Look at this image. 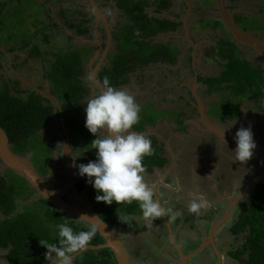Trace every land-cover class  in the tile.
I'll return each mask as SVG.
<instances>
[{"label":"crops","instance_id":"1","mask_svg":"<svg viewBox=\"0 0 264 264\" xmlns=\"http://www.w3.org/2000/svg\"><path fill=\"white\" fill-rule=\"evenodd\" d=\"M76 1L78 9L63 5L62 10L69 8L72 12H78L86 5H94L92 0ZM110 1L112 0H106L108 3ZM145 1L150 5L156 2ZM212 1L200 3L193 0L188 4L182 1V9L172 0L169 7L160 13L154 11V6H147L148 16L169 18L179 23L173 31L158 33L153 37L156 43H171L178 52L172 64L157 62L139 71L143 74L140 83L143 87L144 84L152 86L151 90L158 92H165L166 88H174L178 92H129V89L133 88L130 87L131 80L127 85L128 90L127 87L125 90L135 100L143 99L142 96L148 97L149 100H144L139 106L142 109L155 108L163 117L158 123L139 133L158 141L161 146L158 157L164 160L162 166H156L151 173H144V179L154 187L162 185L163 190L158 193L160 203L166 211L173 209L179 215L173 218L171 213L167 214L173 232L170 238L161 217L151 223L145 220L144 224L149 226L150 231L135 229L143 240L142 244L150 233L154 235L151 236L152 241L145 244L146 247L141 243H133L142 250L136 258L138 264H160L163 261H166L165 264H174L178 260L176 244L182 247L184 254H188L205 241L215 226L212 242L218 249L219 264H243V261L229 254L242 243L234 241L239 239V236H233L230 227L246 203L247 198L243 200L242 197L243 191L264 172V83L260 94L255 91L257 79L254 80L247 74L238 78H225L223 81L219 78L230 57L246 62L252 69H259L264 75V57L257 53L254 45L236 39L227 28L223 39L224 29H221L220 25L215 29V25L207 24L208 19L225 24L224 19L213 10ZM248 1L250 0L244 2L247 6ZM49 3L47 8L51 18L49 22L52 24L55 18L52 17L53 7ZM232 9L230 11L242 13L249 18L256 17L248 12L250 10L242 11L239 7ZM79 12L81 19L90 16L86 11ZM97 12L93 26L89 22L92 26L90 34L92 29L96 30L100 24L107 29V34L110 33L108 20L111 15H104L98 9ZM60 17L62 23L56 22L59 26H64L67 22L71 24L73 21L78 23L80 20L78 15L70 17L66 14ZM198 21L199 26L196 25ZM217 33L221 34L223 41L230 42L233 47L224 46L218 40L220 36L216 35ZM69 36L72 37L71 34ZM84 36L79 35L80 38ZM206 37L208 39H205ZM259 38L264 43V33L260 32ZM113 43L116 44L112 38ZM146 75H149L148 79H152L150 83ZM169 112H173V115ZM232 121L236 122L223 134L224 141L222 133ZM242 126L251 127L257 144L252 158L243 164L235 161L231 152L236 147L235 133ZM170 181L175 183L174 186L166 188L165 183ZM262 182L264 183V180ZM194 203L198 205L195 211L192 210ZM201 247L203 248V245Z\"/></svg>","mask_w":264,"mask_h":264},{"label":"trees","instance_id":"2","mask_svg":"<svg viewBox=\"0 0 264 264\" xmlns=\"http://www.w3.org/2000/svg\"><path fill=\"white\" fill-rule=\"evenodd\" d=\"M155 1L154 5H150L145 0H115L114 6L121 12L125 22L119 23L112 31V38L116 43L115 50L107 55L109 64L103 66L98 73L97 78L101 84L104 77L107 76L112 86L119 88L128 83L130 74L141 71L143 68H147L148 65L157 62L172 64L176 60L178 50L171 43H156L153 41V37L158 33L173 31L179 24L169 18L160 19L155 16H148V5L154 6V11L158 13L166 10L170 5V0ZM47 3H49V0L40 3L45 8L44 12L42 11L44 19L41 23L45 24L44 27L53 29L54 26L49 22L51 18ZM2 5L0 3V13L5 7H2ZM63 11L62 13H69L70 17L75 16L69 8ZM76 15L80 18L81 13ZM250 19H258L260 23H263L259 18H249L241 15V17H238L240 27L249 32L264 31V27L249 26L248 21ZM89 22H91L89 18H80L78 23L71 22V26L76 34L89 35L91 32ZM43 40L46 42L45 44L51 46L48 33H45ZM31 41H33L32 37L24 38L21 43L13 46L10 50L26 49ZM220 41L224 46L233 47L230 42ZM72 48L82 49L80 52L82 55L72 57V51H74ZM36 50L39 57L44 62L47 61L49 69L45 73V77L51 80L54 95L60 102L61 109L54 112L55 106H53V103L34 91L23 92L25 95L13 94L6 86H1L0 126L8 135L11 150L19 156L28 157L37 173L43 175L50 172V162L53 158V143L47 142L44 128L53 122L59 125L58 119L60 116L63 117L74 150L75 140L71 133L74 136L76 135V138L85 139L84 141L89 144L88 146H91L90 142L94 139V136L84 126L85 119H80L77 115L85 107L90 92L89 83L84 81L82 76L84 74V64L91 54V48L73 46L69 43L65 49H46L45 52H42L34 41L30 51L33 53ZM244 74L252 76L254 80L257 79L255 91L262 94L260 88L264 83V77H262L264 75L259 69H252L246 62H240L231 57L228 58V63L219 80L238 78ZM238 82L241 83V81ZM61 87L64 91L60 89ZM54 88L60 91H54ZM160 115L155 108H141L140 123L135 125L133 130L136 132L145 131L147 127L153 126L163 119ZM77 120L82 121V125H77ZM72 126L73 129H71ZM59 131H61L60 126ZM55 138H53V141ZM60 138L65 142L66 138L64 136ZM150 139L155 153L152 156H146L143 160L145 172L148 173L156 166L164 164V160L158 157L161 149L160 144L156 139ZM90 152L94 153V151ZM82 160L80 163H88V160L86 161L84 158ZM76 186L79 191L85 190L88 202L106 224L110 226L119 225L122 233L135 230L134 219L125 224L120 222L118 217L126 214L135 216L139 210V205L136 202L131 205H117L115 203L106 205L95 200L96 192L90 184L86 183V180L78 181ZM35 193V189L22 177L10 169H2L0 165V249L3 253L5 252L7 259L13 264H52V261L45 259L44 254L47 250L40 246L39 240H48L58 244V241H56L58 239L56 225L61 222H67L74 232L91 228V225L54 208L42 197H38L31 205H22V202H27ZM34 203H42L44 210L38 211L35 209L32 206ZM50 224L54 226L53 231L49 228ZM230 231L235 237L241 234L244 235L243 242L233 251L234 254H231V257L240 259L243 264H264L263 182H259L253 187L250 202L241 209ZM103 242V238L96 231V236L90 245L96 246ZM74 264L117 263L113 253L109 249L102 248L82 252L76 256Z\"/></svg>","mask_w":264,"mask_h":264},{"label":"clouds","instance_id":"3","mask_svg":"<svg viewBox=\"0 0 264 264\" xmlns=\"http://www.w3.org/2000/svg\"><path fill=\"white\" fill-rule=\"evenodd\" d=\"M84 111V126L95 137L91 141V149H96L95 159L78 165L75 164V159L73 166L77 168V175L85 178L86 183L96 192L95 200L106 205H131L136 202L143 217L150 223L169 213L173 218L179 215L173 209L166 211L154 198L153 188L145 182L143 160L146 156L154 155L155 149L150 138L131 131L141 119V108L135 98L126 90L113 87L106 76L101 90L87 100ZM235 122L228 123L224 128L223 140V134ZM234 140L236 147L231 151L234 160L246 163L257 147L251 127H240ZM65 149L71 155V149H67L66 145L63 151ZM197 207L195 203L192 204L193 211ZM118 218L120 222L128 224L134 216L126 214ZM56 229L58 244L39 240L40 246L47 250L45 259L52 261V264H74L76 256L86 251L96 236L95 227L74 232L67 222L57 224ZM0 264H6V261L3 259Z\"/></svg>","mask_w":264,"mask_h":264},{"label":"flooded vegetation","instance_id":"4","mask_svg":"<svg viewBox=\"0 0 264 264\" xmlns=\"http://www.w3.org/2000/svg\"><path fill=\"white\" fill-rule=\"evenodd\" d=\"M174 1H175V4L178 5L177 0H174ZM194 1L200 2L198 0H194ZM245 1L246 0H235V1L224 0V4H223L221 0H213L212 1V4H214L213 10L216 13H218V15L220 17H222L223 10L226 9L232 15V19H233L234 23L244 33V36H242L243 39H244L243 41L246 42L247 44H252L250 40H254V41L258 42L259 44L257 43L256 45L255 44H252V45H254V47L257 49L256 50L257 53L264 57V53H263L264 52L263 51L264 50V43L259 38L260 37V32L264 33V31H254V32L252 31V32H249V31L244 30L242 27H240V22L238 20V17H241V15L244 16V17H247V16L242 14V13H237L235 11H233V12L230 11L232 8L233 9L238 8L239 7V3H241V2L244 3ZM251 1H253V0H251ZM259 1H260V4H258V8H260V6L264 4V2H262V0H259ZM170 2L172 3V0H170ZM247 3H249V2H247ZM110 4H112V1H110L109 5ZM178 6L182 7V9H183L184 4L180 3ZM239 9H242V11H244L243 8H241V7H239ZM95 10H96V8H95ZM79 11L82 12V11H86V10L83 9V8H80L78 10V12ZM86 12L88 14H90V12H88V11H86ZM97 14H98V12H93V13L90 14L89 17H87V18H91V20L93 19L91 21V23H93L94 19L97 17ZM255 16H256V18H259L264 23V20H263V18L261 16H258V15H255ZM91 23H90V26H91ZM57 28H59V26H57ZM91 28H92V26H91ZM216 28H217V26L215 25V29ZM226 28H227V26H225V24H224V28H223L224 31H227ZM99 30L101 32L105 33V43L104 44H103V42L101 43L99 41L98 45L93 44V43H88V42L87 43H81L82 45H80V46H87V47L91 48V54H90V57H89L88 61L84 64V74L82 76L83 79L85 78L84 81H88L89 87H90V92H89V95L87 96L88 97L87 99H89L94 93H98L99 92V89L91 82V79H89V77H91L92 73L96 70V72H94V73H95V78L97 79L98 73L102 69V67L109 64V62L107 60V55L110 52H112L113 50H115V44L114 43L112 44V38H111L112 35H111V33H109L110 36H108L107 29L105 27L104 28H100ZM221 31H223V30H221ZM74 33H76L75 30H74ZM93 34H94V32H93ZM71 36L72 37L69 36L67 38L68 39H72L73 37L80 38L78 34H74V35L71 34ZM219 36H221V35L219 34ZM84 37L92 39V38H94L96 36L92 37V35L90 34V35H85ZM98 39H99V37H98ZM94 40H95V38H94ZM106 40H108L107 43H106ZM13 41H15V40H13ZM13 46L14 45H10V47L2 46L0 48V88H1V86H4V87L6 86L8 89H10V92L13 93V94L25 95L23 92H26V91L27 92L34 91L36 93H39L43 97H45L46 99L50 100L53 103V106H55V109H54V112H55L56 103L54 101H52L51 99H49L48 97H46L41 92V90L42 91L48 90L52 95H54L53 88H52V85L50 83V80L45 77V66L48 67L47 66V61L44 62L40 57L39 58L35 57V53L34 52L31 53L30 48L32 46V43H30L28 48L23 49V50L22 49L21 50L20 49L10 50ZM37 58H38L39 62L36 61ZM97 58H98V60H97ZM17 59H19L21 61H18ZM16 60L18 62H16ZM138 72L139 71H136L135 74L138 73ZM35 73L38 75V77H39L38 79L34 76ZM130 78H131V74L129 76L128 83L123 84L122 86L119 87V89L125 90V87L128 84H130V80H131ZM172 89L173 90H171V91H173V94H175V93L177 94L178 91L176 89H174V88H172ZM80 113H82V112L80 111ZM77 115L79 116V113ZM58 122H59V125L57 123L53 122L52 124H50L49 126L44 128V131L46 133L48 131H49L48 132L49 134L51 133L49 138H47V135H46V140H47L48 143H53L52 144V148H53L52 149V156H53V158H52V161L50 162V168H51L50 172H48L46 174H43L41 176L45 179V181L49 184V186L56 193H58L63 199H65L67 201H72V192L70 190V185H69V181H68L69 169H68L67 161H66L65 154H64V151H63V148L66 145V139H65V142H63V140H61V138H60L61 136H64V134L62 132L61 124H60V118L58 119ZM64 125H65V123H64ZM55 126L57 127L56 131L55 132H51V130L54 129ZM59 126H60V130L61 131H59ZM65 128H66V126H65ZM131 131L136 132L135 130H133V128L131 129ZM66 132H67V130H66ZM138 133H142V132H138ZM100 134L102 135L103 133H100ZM54 137H56V138L53 141ZM51 140L53 142H50ZM74 151L76 152V150H74L73 145H72V149L70 150V154L72 156H73V152ZM92 151H94V153H96V149H93ZM71 155H70V157H71V160H72V163H73L74 159H72ZM73 157L76 158L75 162L77 160H79V164H80V161L85 156H81V159H80L79 155L78 156L76 155V156H73ZM54 158L61 159V162L64 163V164L60 163L62 165V167L66 166L67 171H66V175L65 176H63L61 173H60L61 174L60 175V174H58L55 171L53 172L54 168L52 167V162H53ZM84 159H86V161L88 160L87 157L84 158ZM88 162H89V160H88ZM74 171H75L74 183H75V186H76L77 182L80 181L82 178H77L78 175H77V168L76 167H74ZM151 172H149V173H151ZM145 173H148V172H145ZM57 177H60L59 181L56 179ZM258 177H256V178H258ZM262 180H264V178H262L260 182H262ZM145 182L150 187H152L153 189L157 190L158 193H160L163 190L161 184H158L157 187H154V185H152L151 183H148L146 180H145ZM174 184H175L174 182L170 181V182L165 183V185H166L165 187L166 188H170V187L172 188L174 186ZM76 189H77V186H76ZM246 189L244 191H246ZM252 189L253 188H251L249 191H247L246 194H244L242 196L243 200H246V198H247V200L245 201L246 203H244L245 205L250 202V200L248 201V199H250V194H251V190ZM77 191H78V194L82 198H84L86 201H88L87 198H86L85 190L79 191L77 189ZM244 191H243V193H244ZM38 197L39 196H36V193H35V195H33L27 202H22L23 203L22 205H24V204H30L31 205L34 200L38 199ZM164 224H165V222H164ZM169 225H170V223H169ZM165 226L167 228L168 236L170 238V236L173 235V232H172V235H170L169 229H168L166 224H165ZM110 227L113 230L116 231V233L118 234L119 238L123 242L124 247L126 248V250L128 252L131 264H138L136 262V258H137V256H140L139 252L141 253L142 250H140V248L137 245H133V243L134 244H136V243H141L142 244L143 240H141V237L138 236V234H139L138 231L134 230V231H131V232H128V233H122L120 231V226L119 225L114 224V225H112ZM148 227L149 226H147L146 230L150 231V228H148ZM170 228H171V225H170ZM212 229H211V231H212ZM211 231L209 232V234L206 237L205 241L201 244V245H203V248L201 247V245L197 246L188 254H184L182 252V247H180L179 245L176 244L178 260H176L174 264H182V259H183L182 257L183 256L186 257V260H185L186 264H219L220 263V259H219V255H218V251H217L218 249H216V245L212 242L213 239H214V234H212ZM152 235L153 234L150 233L149 236H147L148 240L153 239V237L151 238ZM156 241H157V239H156ZM191 248H193V247H191ZM3 259L6 261V264H13L7 259L5 252L3 253L1 251V249H0V262H2ZM165 263H166V261H163L160 264H165ZM139 264H141V263L139 262Z\"/></svg>","mask_w":264,"mask_h":264},{"label":"rangeland","instance_id":"5","mask_svg":"<svg viewBox=\"0 0 264 264\" xmlns=\"http://www.w3.org/2000/svg\"><path fill=\"white\" fill-rule=\"evenodd\" d=\"M39 3H38V2ZM41 1L43 0H0V3L3 4L2 7H4V9H2V12L0 13V48L2 46L5 47H10V45L13 44H19L22 42V40L25 38H33V41H31L32 45L35 41L36 44H38L39 46V50L42 52H45L46 49H65L67 48L68 44L71 43L73 46L78 45V47L80 45H82L81 43H93L98 45L99 41L103 44L105 43V33L101 32L99 29L100 28H104L103 24H100L99 28H96V30L93 31L92 29V37H93V32H94V38L89 39V38H85V37H81V38H76L73 37L72 39H68L67 37H69L70 34L74 35V28H72L70 22H67V24L65 23L64 26H59L56 22L62 23L59 18L60 15H66L69 16V13H62L64 12L62 10V8H64L63 5L65 6H71L72 8H77L78 9V3L76 0H49V5L51 4L53 7V14L52 17L55 18V20H52V24H53V29L48 27H44L45 24L41 23L43 21V12L45 10V8L43 7V5H41L40 3H42ZM45 1V0H44ZM182 1H185L187 4L190 3L193 0H178L177 3L180 4ZM200 1V3H208L209 0H198ZM92 2H94V5H86L83 9H85L86 11L93 13V12H97L96 10L99 9V11H101L104 15L106 14H110V19L109 21V29H110V33L112 32V30L114 29L115 26H117V23H123L124 19L123 17H121V12L114 6L115 5V0H112V4L109 5L108 2H106V0H92ZM249 6H247L244 3H239V7L246 9V10H250L248 11L249 13H251L252 15H258L264 18V4L260 6V8H258V4H260L259 0H253V1H248ZM64 3V4H63ZM96 8V10H95ZM43 11V12H42ZM80 12L74 11L73 14H79ZM99 19L102 21V19L99 17ZM217 21L215 19L207 20V24L208 25H220L219 27L221 29L224 28V24L220 22L216 23ZM94 23V21H93ZM92 23V26H93ZM196 25L199 26V21L196 22ZM248 25L251 27H264L263 23H260L258 21V19H250L248 21ZM57 26H59V28H57ZM45 33L49 34V42H51V46H48L47 44H45L46 42H44L43 38L45 36ZM220 33H217L216 35H219ZM221 35V34H220ZM225 31H223V35L222 38L224 39L225 36ZM99 37V39H98ZM221 36L220 39L218 40H222ZM205 39H208L207 37ZM15 40V41H13ZM70 40V41H69ZM85 40V41H84ZM99 40V41H96ZM108 40H106L107 43ZM74 48H72L73 50ZM38 50V49H37ZM36 50L35 52V57L39 58V54L38 51ZM82 51V49H74V51H72V57L75 56H80L82 54H80V52ZM38 58L36 59L37 62H39ZM18 61H21L19 59H17ZM16 60V62H18ZM98 60V58H97ZM95 64V63H94ZM49 67L45 66V73L48 71ZM91 71V70H90ZM155 72V71H154ZM37 79L39 78L38 75L35 73L34 75ZM149 75H146L147 77V81L150 83L152 81L151 78L148 79ZM143 74L142 72L139 73H133L131 74V85L130 87H133L131 89H129V92H135L136 90H141V92L148 93L150 94L151 92H155L156 94H167V93H173V91H171L170 89L166 88L167 91L165 92H158L155 90H151L152 86L149 85H145L144 87L142 86V83H140V80H142ZM85 79V78H84ZM50 80V79H49ZM87 80V79H86ZM51 81V80H50ZM127 90H128V86ZM62 91L63 88H60ZM54 91H60L56 88H54ZM154 94V93H153ZM139 98V97H137ZM141 98L143 99H137L135 100L136 103L138 105L141 104V102H145L144 100H149L148 97L146 96H142ZM82 113H79V117L81 118H85V111L84 108H82L81 110ZM170 115H173V112H169ZM169 116V115H168ZM176 116H178V114H176ZM76 122V121H75ZM76 124L78 125H82V121H78L76 122ZM57 129V127L55 126L54 129L51 130V132H55ZM73 129V126L72 128ZM73 131V130H72ZM49 132V131H48ZM45 133V136L47 135V138H49V136L51 135V133ZM71 133V131H70ZM73 136L74 141V147L76 152H73V156H78L80 154L81 156H85L83 158H86L90 161L95 159V153L90 152L92 151V149H90V147H92V144L90 142L91 146H88L89 144H87L84 140L80 137H75L73 135V133H71ZM93 140V139H92ZM90 149V150H89ZM79 153V154H78ZM73 159L75 160L76 158L73 157ZM60 163L61 159H53L52 162V167L53 172H57L58 174H62L63 176L66 175V166L62 167V165ZM76 165L79 164V160H77ZM64 164V163H63ZM60 174V175H61ZM77 178H81V177H77ZM58 181L60 180V177L56 178ZM81 180H85V178H82ZM35 209H37L38 211H43V204L42 203H34L32 205ZM145 223V218L142 215V212L139 208L138 212L136 213V215L134 216V224H135V229H138V231H143V229L146 231L147 227L144 224ZM50 230L53 231L54 230V226H52L50 224ZM244 235H240L239 239H235L234 241L237 242H243ZM152 240H145L142 245L145 246V244H148L149 242H151ZM156 244V243H155ZM146 247V246H145ZM150 249V247H149ZM233 250V249H232ZM153 255H155V252H153ZM217 254V253H216ZM229 254H234L233 252H229Z\"/></svg>","mask_w":264,"mask_h":264},{"label":"water","instance_id":"6","mask_svg":"<svg viewBox=\"0 0 264 264\" xmlns=\"http://www.w3.org/2000/svg\"><path fill=\"white\" fill-rule=\"evenodd\" d=\"M221 1L224 4V0ZM222 18L224 19V22L228 30L231 32V34L236 39L243 41L244 39L242 36H244V33L234 23L232 19V15L226 9L223 10ZM108 36H110L109 33ZM250 41L252 44L255 45L258 43L254 40H250ZM94 72H96V70ZM94 72L92 73L91 76V82L100 91L102 88V84L95 78ZM41 92L46 97H48L49 99H51L56 103L55 112L57 111V109L59 110L61 109V105L54 95H52L48 90L46 91L41 90ZM60 124L62 128V132L66 138V147L67 149H72V141L70 140L69 135L66 132V128L62 116H60ZM64 154L69 169L68 181L70 185V190L72 192V201H67L63 199L58 193H56L45 181V179L37 173L36 169L34 168L32 162L29 160L28 157L26 158L19 156L11 150L8 135L6 131L0 126V165L2 169H10L14 173L22 177L25 181L28 182V184L33 189H35L36 196L44 198L50 204H52L54 208L64 212L70 217H74L80 221H83L91 225V227H95L96 231L103 238L104 242L96 246L90 245L87 250L89 249L98 250V249L106 248L113 253L114 259L117 264H131L128 252L124 247V244L119 238L116 231L113 230L108 224H106L98 216V214L92 209L90 203L78 194V191L74 183L75 171L71 157L66 149L64 150ZM262 178H264V172L258 178L254 179V181L247 187L246 191H244L243 195L246 194L247 191H249L251 188H253L258 182H260ZM153 190H154V198L160 202L157 190L155 189ZM82 215H86V216H82ZM162 219L167 225L170 235H172V231L167 216L166 215L163 216ZM215 227H213L211 231L212 234H214L216 230ZM182 258H183L182 264H186L185 261L186 257L183 256Z\"/></svg>","mask_w":264,"mask_h":264}]
</instances>
